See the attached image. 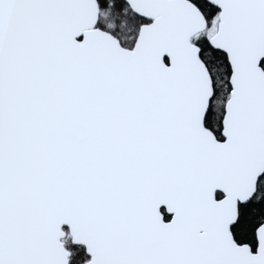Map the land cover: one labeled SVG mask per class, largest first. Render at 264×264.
I'll return each mask as SVG.
<instances>
[{
    "label": "snow or ice",
    "instance_id": "snow-or-ice-1",
    "mask_svg": "<svg viewBox=\"0 0 264 264\" xmlns=\"http://www.w3.org/2000/svg\"><path fill=\"white\" fill-rule=\"evenodd\" d=\"M0 264H264V0H0Z\"/></svg>",
    "mask_w": 264,
    "mask_h": 264
}]
</instances>
